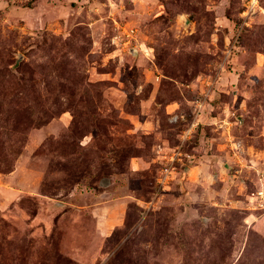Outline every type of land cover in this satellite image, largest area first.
Returning <instances> with one entry per match:
<instances>
[{
  "label": "rangeland",
  "instance_id": "rangeland-1",
  "mask_svg": "<svg viewBox=\"0 0 264 264\" xmlns=\"http://www.w3.org/2000/svg\"><path fill=\"white\" fill-rule=\"evenodd\" d=\"M0 264H264V0H0Z\"/></svg>",
  "mask_w": 264,
  "mask_h": 264
}]
</instances>
